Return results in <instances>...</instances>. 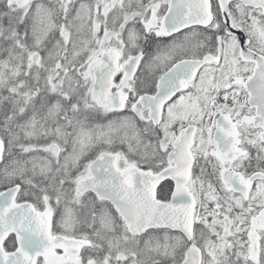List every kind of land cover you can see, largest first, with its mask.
<instances>
[{
    "label": "snow or ice",
    "instance_id": "1",
    "mask_svg": "<svg viewBox=\"0 0 264 264\" xmlns=\"http://www.w3.org/2000/svg\"><path fill=\"white\" fill-rule=\"evenodd\" d=\"M0 264H264V0H0Z\"/></svg>",
    "mask_w": 264,
    "mask_h": 264
}]
</instances>
